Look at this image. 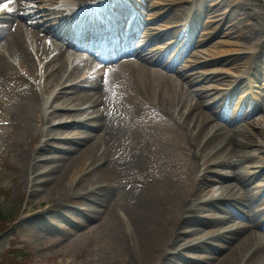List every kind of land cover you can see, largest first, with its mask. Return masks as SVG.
<instances>
[{"label": "bare ground", "instance_id": "6f19581e", "mask_svg": "<svg viewBox=\"0 0 264 264\" xmlns=\"http://www.w3.org/2000/svg\"><path fill=\"white\" fill-rule=\"evenodd\" d=\"M105 2L113 21L103 27L97 18L104 15L98 10ZM188 2L153 14L137 12L136 23L135 19L126 24L128 0H77L69 3L75 9L56 10L42 9L48 4L42 2L35 13L21 0H0V121L13 128L6 135L20 145L16 158L30 192L49 201L65 198L69 188L85 196L81 208L74 209L103 226L98 234L101 255L114 260L125 255L130 260L145 257L153 264H264V184L257 189L251 185L257 177L264 179V164L241 165L252 160L249 148L256 143L264 156V130L255 125L264 118V92L258 91V99L244 107L243 95H234L250 87L242 77L195 69L215 60L181 64L192 48L198 49L191 54L197 58L209 36L230 35L236 24L231 15L238 18L241 10L232 9L227 15L214 9L215 4L210 7L213 0H193L196 6ZM224 2L230 4L219 1ZM207 9L220 16L219 29L202 21ZM35 14L40 20L32 23ZM167 15L174 23L163 30L147 25ZM184 19L191 25L186 40L185 33L179 37L178 22ZM206 28L208 34L201 37L200 29ZM111 39L120 42V56H112L107 45H99ZM171 39L174 43L161 46ZM71 48L101 51L105 65L82 77L79 84L65 86L79 78L89 63L87 55L78 52V64L67 72L76 54ZM257 55L235 59L244 68L255 64L264 74V61ZM226 77H232L233 86L225 93L213 87L214 100L206 101L208 88L190 92L196 84H219ZM51 92L55 95L46 107L44 98ZM136 110L162 118V131L200 151L204 171L193 189L175 203L174 193L164 191L165 180L112 188L109 179L94 177L101 172L130 174L127 169L136 161L134 145L140 139L131 123L137 118ZM52 120L57 124L41 128ZM135 121L144 129L152 128L141 119ZM26 140L29 146L23 149ZM191 162L196 163L194 157ZM236 164L240 166L237 172L233 171ZM77 172L79 176L67 186V178ZM167 199L172 204L169 208Z\"/></svg>", "mask_w": 264, "mask_h": 264}, {"label": "rangeland", "instance_id": "374dc122", "mask_svg": "<svg viewBox=\"0 0 264 264\" xmlns=\"http://www.w3.org/2000/svg\"><path fill=\"white\" fill-rule=\"evenodd\" d=\"M21 1L26 2L32 13L37 11V6L43 4L42 2L48 3L42 5V9L49 7L52 10H56L62 4L61 2L54 3L49 0ZM192 1L128 0L131 9L137 7V12H147V14H153L158 11L163 12L162 8L169 9L172 6L175 7L178 2L184 4L188 2L190 6H196ZM219 1L221 2L222 0L209 2L211 4L210 7L215 4L213 6L214 9L218 8L220 11H226L227 15L231 14L230 11L232 9L238 8L241 10V14L236 13V16H239L238 18L233 19L231 15L232 23H236L233 25L232 33L230 35L219 33L215 36H209L207 42L200 46L199 50L203 51L197 53V58L191 57V54L198 50L197 48H192L189 53L185 54V62L183 61L181 64H189V62L191 63L195 59L198 61L215 60L213 63L210 62L206 66H198L195 69L211 70L214 72L221 71L222 75H239L240 78L242 77L250 84V87L246 93L235 92L234 95L238 98L240 94L243 95L241 99L245 103L244 107H247L250 102H254V98L258 99V91L264 92V74L258 72L257 66L253 63L250 64V68L242 67V64L235 57L259 54L257 56L264 61V43H260V40L264 41V1L228 0L230 4L228 2L220 4ZM171 2H174V5L168 6ZM133 14H136L135 11ZM158 15L160 14L150 15V17L147 15V19L157 17ZM168 16L152 20L147 25L156 28L161 27L163 30L166 25L174 23L168 21ZM201 19L203 22L208 21L214 26H218V29L222 24L220 16L211 13L209 9L204 10ZM37 20H40V17L35 14L31 21L32 23H36ZM178 23L181 25L179 29L181 33H188L190 30L189 24L185 20ZM49 24L54 23L49 22ZM250 30L252 36L249 37ZM208 32V28L206 30L200 29L199 35H206ZM172 42L173 40L167 41V43L161 46L166 47ZM211 45L213 47L206 51L205 48ZM178 48L179 46L170 52L169 60L174 56ZM181 64L178 65V68H181ZM83 73L89 74L90 72L84 70L82 76L84 75ZM76 79L74 81H67L64 85L79 84L81 78ZM231 80L232 77H226L219 84L215 81L199 83L191 87L190 92L195 94L199 88H208V91L204 93H208L205 99L209 102L216 98V94L213 93L215 92L213 87H217L224 93L228 92L234 83ZM54 95L55 92H51L45 96L46 107L49 105V102L46 103V101L49 99L51 101ZM81 107H85V104L81 105ZM134 114L136 115L134 117L143 120V124L152 126V128L144 129L142 126H139V121H135L137 118L131 122L140 134V139L134 145L136 161L134 159V165L127 169V171H131L130 174L110 176L108 172H101L94 175V177L96 180L109 179L107 182L112 184V188L119 186L117 184H120V186L140 187L153 182L155 185L158 180H165L167 189L164 191L169 190L174 193L173 202L175 203L184 197L186 191L193 189V178L199 171L198 168H193L194 164L191 162L195 149H189L184 142H180L179 144L175 138L162 131L159 125L164 124L165 121L154 113L147 112V114H142L136 110ZM52 123H57V120H52L44 126L41 125V128H46ZM255 125L264 130V118L257 121ZM12 130L11 125L5 126L0 121V213L2 214V218H9V228L0 235V253L4 252L6 264H10L6 262V248L13 241H15L14 246L16 248H20L22 253L27 254L26 257L29 260V264H153L152 260H148L145 257H132L130 260L125 255V257L114 260L113 258L101 255L98 234L103 230V226L100 225L98 227L93 221L87 220L83 214L75 211L74 208H81V204L85 198L76 191L69 188L68 194H65V198H54L50 201L46 198H41L37 192H30L31 189L27 188L24 184L25 178L21 174L20 162L16 158L20 145L18 146L14 143L12 136L7 137L6 135V133ZM27 146H29V140H26L22 144L23 149ZM257 147L259 145L256 143L249 148L254 157L252 160L241 165L255 166L260 163L264 164V156ZM239 167L236 164L235 169L232 170L237 172L239 171ZM78 176L79 172L73 175V177L67 178L65 181L67 186ZM263 184V177H257L251 185L257 189ZM161 197L164 196L162 195ZM204 197L207 198L208 196ZM170 206L172 204L167 199V208ZM40 222L46 226L40 227L37 225ZM205 229L207 232L210 231V227H205Z\"/></svg>", "mask_w": 264, "mask_h": 264}, {"label": "trees", "instance_id": "16d2710c", "mask_svg": "<svg viewBox=\"0 0 264 264\" xmlns=\"http://www.w3.org/2000/svg\"><path fill=\"white\" fill-rule=\"evenodd\" d=\"M1 220V219H0ZM1 228H2V225L0 224V230H1Z\"/></svg>", "mask_w": 264, "mask_h": 264}]
</instances>
